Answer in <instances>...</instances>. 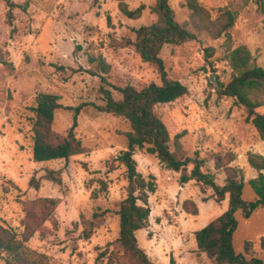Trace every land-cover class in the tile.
Instances as JSON below:
<instances>
[{"label":"rangeland","instance_id":"1","mask_svg":"<svg viewBox=\"0 0 264 264\" xmlns=\"http://www.w3.org/2000/svg\"><path fill=\"white\" fill-rule=\"evenodd\" d=\"M197 1L206 12L205 20L193 15L186 0H171L176 21L197 40L162 50L170 79L189 92L172 104L158 106L156 112L172 140L184 132L181 143L186 156L194 158L198 152L206 161L203 171L214 174L220 185L224 175L215 171L212 155L233 152L234 166L245 176L243 198L254 202L256 195L248 181L258 173L248 164V155L264 157V141L246 123L244 108L219 96L217 89L231 81L229 50L248 47L264 69V0L262 5L255 0ZM156 2L125 0L130 10L146 8L140 19L131 20L116 0H0V56L9 63L0 64V225L18 239L33 233L24 247L35 264L124 261L117 245L118 212L128 183L118 157L127 149L131 127L124 118L96 107L105 104L101 88L120 100L115 88L142 90L161 84L155 67L128 45L136 40V30L157 21L151 11ZM227 13L234 17L233 27L215 37ZM210 23H214L211 31L205 29ZM99 58L110 66L108 73L100 69ZM43 94L57 96L62 105L53 124L60 137L71 128L75 109H80L75 134L86 154L68 161H34V108ZM258 112L264 113V107ZM134 158L138 172L147 180L153 176L157 185L149 200V228L136 233L140 248L155 264H171L172 259L176 264H215L198 251L194 236L228 210L229 199L217 204L211 189L202 192L196 181L183 183L182 172L167 169L145 150L137 151ZM192 169L193 165L188 167V174ZM50 172L59 181L47 179ZM51 200L54 204L47 202ZM188 200L197 204L198 216L183 210ZM236 219V254L244 255L245 243L252 242L254 256L264 263L260 243L264 208L248 219L238 212ZM86 228L92 232L91 239L84 238ZM102 253L105 256L98 259Z\"/></svg>","mask_w":264,"mask_h":264},{"label":"trees","instance_id":"2","mask_svg":"<svg viewBox=\"0 0 264 264\" xmlns=\"http://www.w3.org/2000/svg\"><path fill=\"white\" fill-rule=\"evenodd\" d=\"M116 1L122 14L131 20L140 19L146 9L141 5L135 10H130L125 0ZM255 1L260 5L263 3V0ZM186 6L194 16L205 20L203 14L206 12L197 0H186ZM151 11L157 16V21L136 30V40L129 41L128 45L135 48L145 63L155 67L161 84H151L142 90H137L133 86L115 88L122 96L120 100H116L110 90L101 88L105 104L96 107L102 113L124 118L131 127V131L126 134L127 149L118 157V161L126 169L128 183L127 197L121 203L118 212L120 232L117 245L123 256L122 264H155L140 248L136 238L138 231L149 228L152 213L150 195L157 191L155 178L151 176L147 180L138 172L134 156L137 151L143 150L147 155L155 156L167 169L175 173L182 172L183 183L196 181L202 192L207 188L211 189L217 204L229 199L228 210L195 233L194 237L200 253L205 254L215 264H264L261 259L254 256V243H245L244 255L236 254L233 244L234 234L239 227L236 214L241 212L243 217L248 219L255 211L264 208V157L259 154L248 155V164L258 173L257 177L248 181L256 195V200L248 203L243 198L245 176L242 169L234 166L237 157L233 152H217L212 155L215 171L224 175V183L220 185L214 174L203 171L206 161L201 159L198 152L195 153L194 158L186 156L181 143L184 132L172 140L156 108L176 102L189 91L181 82L170 79L161 52L166 45L179 46L196 41L197 35L176 21L171 0H157ZM8 18L11 20V12ZM9 22L11 24V21ZM213 24L206 25L205 29L211 31L209 27ZM233 25L234 17L227 13L225 23L221 24L215 37L227 32ZM227 38L230 40L228 33ZM98 61L102 72L108 73L110 66L103 58H99ZM227 61L232 70L231 81L220 86L217 89L218 94L221 97L234 99L238 106L244 108L246 123L253 127L259 140L264 141V113L258 112L264 107V69L257 64L256 58L246 46L229 50ZM0 64L9 65L3 56H0ZM101 80L108 85L105 77H101ZM59 109H62V105L57 96L43 94L38 97L33 123V159L36 163L68 161L72 157L87 153L75 134L80 109H75L73 124L63 137L53 131L55 113ZM191 165L193 169L188 174V167ZM55 175V172H50L47 179L59 181ZM31 184L33 185L34 182L32 181ZM47 202L54 204L52 200ZM183 210L187 214L199 215L197 204L191 200L183 203ZM32 235V232L24 233L21 239H18L15 232L0 225V260L3 259L4 264H35L27 257L24 247V243ZM83 235L85 239H91L92 232L86 228ZM260 243L264 252V238ZM104 256L105 253H102L98 259ZM171 264H176L175 260L172 259Z\"/></svg>","mask_w":264,"mask_h":264},{"label":"water","instance_id":"3","mask_svg":"<svg viewBox=\"0 0 264 264\" xmlns=\"http://www.w3.org/2000/svg\"><path fill=\"white\" fill-rule=\"evenodd\" d=\"M217 84V83H216Z\"/></svg>","mask_w":264,"mask_h":264}]
</instances>
